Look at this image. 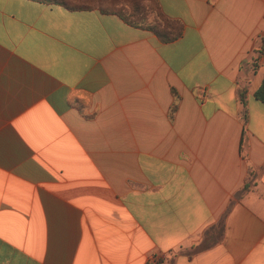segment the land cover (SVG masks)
Returning a JSON list of instances; mask_svg holds the SVG:
<instances>
[{"label":"crops","instance_id":"1","mask_svg":"<svg viewBox=\"0 0 264 264\" xmlns=\"http://www.w3.org/2000/svg\"><path fill=\"white\" fill-rule=\"evenodd\" d=\"M263 77L264 0H0V264H264Z\"/></svg>","mask_w":264,"mask_h":264},{"label":"trees","instance_id":"2","mask_svg":"<svg viewBox=\"0 0 264 264\" xmlns=\"http://www.w3.org/2000/svg\"><path fill=\"white\" fill-rule=\"evenodd\" d=\"M34 1L49 3L53 5H61L65 7L67 10L78 11V10H89L90 5L92 6V3L95 0H34ZM99 10L100 12L106 14L115 13L107 9H99ZM115 14L118 15L123 21H125L127 24L131 26L142 28V30L146 29L148 31H151L161 41L165 43L172 42L178 39L182 35L183 25L177 20H172L163 16L158 10H156L153 13V17L151 20L139 19V21H134L130 17H126L120 12H117ZM239 97L244 108L242 112V119L243 122H246L247 111H246L245 102L243 101V95L240 93ZM254 97L256 100H258L260 103L264 105V77L262 79L260 86H258L257 90L254 92ZM245 190H247V186L244 187V191Z\"/></svg>","mask_w":264,"mask_h":264}]
</instances>
